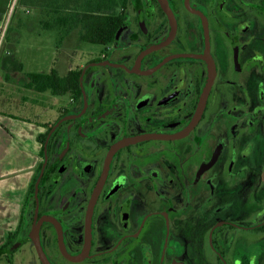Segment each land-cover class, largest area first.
Wrapping results in <instances>:
<instances>
[{
    "label": "flooded vegetation",
    "instance_id": "1",
    "mask_svg": "<svg viewBox=\"0 0 264 264\" xmlns=\"http://www.w3.org/2000/svg\"><path fill=\"white\" fill-rule=\"evenodd\" d=\"M118 6L3 264H264V0Z\"/></svg>",
    "mask_w": 264,
    "mask_h": 264
},
{
    "label": "rangeland",
    "instance_id": "2",
    "mask_svg": "<svg viewBox=\"0 0 264 264\" xmlns=\"http://www.w3.org/2000/svg\"><path fill=\"white\" fill-rule=\"evenodd\" d=\"M82 1L84 0H62V3L56 5L58 1L53 0H0V28L5 30L0 42V109L25 119L24 122L31 125H35V121L48 122L55 118L59 106L66 100V95L54 96L50 92L39 93L26 88L24 86L27 81L26 74L16 75L10 67L18 68L20 71L21 62L25 72H47L61 54L59 51L63 45L60 41L62 34L60 31L58 33L56 27L40 29L38 21L53 24L57 15L84 12L86 8ZM29 17L37 20L36 32L26 34L13 44L12 31L17 30V20ZM78 32V28L71 31V39L65 45L69 48L66 57L71 69L82 67L100 49L97 44L79 40ZM4 64L6 70L3 68ZM5 72L7 73L4 75ZM41 159L40 156L39 162ZM20 252L16 256L15 264H29L31 259L29 252L28 254L25 251ZM0 264H3L2 258Z\"/></svg>",
    "mask_w": 264,
    "mask_h": 264
},
{
    "label": "crops",
    "instance_id": "3",
    "mask_svg": "<svg viewBox=\"0 0 264 264\" xmlns=\"http://www.w3.org/2000/svg\"><path fill=\"white\" fill-rule=\"evenodd\" d=\"M53 1H58L56 5L62 3V0ZM35 20L30 17L17 20V30L12 31L13 44H16L26 34L36 32L37 20ZM38 23L40 29L45 28L41 20ZM71 36V33L61 35L60 41L63 43L61 51L63 52L59 51L61 54L55 59L49 72L56 70L59 74H63L71 70L68 57H66L69 48L65 46L69 43ZM19 63L20 71L18 68H10L16 75L25 76L29 72H25L22 63ZM48 71L38 73H49ZM24 120L0 109V243L4 242L8 234L14 232L20 225L22 214L27 206L29 187L40 161L41 143L38 138L45 133V124L50 122L35 121L36 124L31 125Z\"/></svg>",
    "mask_w": 264,
    "mask_h": 264
},
{
    "label": "trees",
    "instance_id": "4",
    "mask_svg": "<svg viewBox=\"0 0 264 264\" xmlns=\"http://www.w3.org/2000/svg\"><path fill=\"white\" fill-rule=\"evenodd\" d=\"M84 1L81 2L86 8L84 12L57 15L53 24L43 23L45 28L56 27L61 34L71 33L78 28L79 39L83 42L97 45L110 43L116 38L124 22V16L117 13L116 7L125 4L127 0ZM80 72L79 68L71 69L65 75L59 74L56 70L49 73L29 72L26 74L25 87L39 93L50 92L54 96H62L78 88ZM45 127L49 128L50 125L45 124ZM46 134L45 132L39 136L40 143L43 142ZM34 180L35 177L29 187L28 198L32 193ZM23 216L24 213L21 221Z\"/></svg>",
    "mask_w": 264,
    "mask_h": 264
},
{
    "label": "water",
    "instance_id": "5",
    "mask_svg": "<svg viewBox=\"0 0 264 264\" xmlns=\"http://www.w3.org/2000/svg\"><path fill=\"white\" fill-rule=\"evenodd\" d=\"M96 63H92V64H89V65H87V66H85V68L83 69V71H82V75H83V73H84V71H85V69L87 68V67H89V66H91V65H95ZM82 75H81V78H82ZM60 122H58V123H56L53 127H52V129L50 130V132L48 133V135H47V139H46V143H47V140H48V138H49V136L51 135V133L53 132V130L58 126V124H59ZM128 142H130V141H124L122 144H126V143H128ZM122 144H120V145H122ZM45 147H46V144H45ZM45 153H46V148H45ZM47 158V156H46V154H45V159ZM44 165L45 164H43V167H44ZM38 189V183H37V185H36V190ZM35 194H36V192H35ZM93 199L94 198H92V200H91V203H90V206H89V211H92V204H93ZM31 236H33V235H31ZM43 260V263L44 264H49L46 260H44V259H42Z\"/></svg>",
    "mask_w": 264,
    "mask_h": 264
},
{
    "label": "built area",
    "instance_id": "6",
    "mask_svg": "<svg viewBox=\"0 0 264 264\" xmlns=\"http://www.w3.org/2000/svg\"><path fill=\"white\" fill-rule=\"evenodd\" d=\"M5 30L3 28H0V42L2 41V38L4 37Z\"/></svg>",
    "mask_w": 264,
    "mask_h": 264
}]
</instances>
